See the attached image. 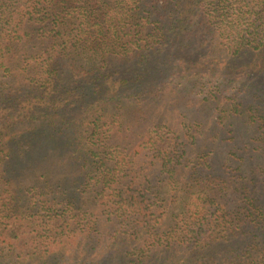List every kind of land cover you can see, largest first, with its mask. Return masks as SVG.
<instances>
[{"label": "trees", "instance_id": "trees-1", "mask_svg": "<svg viewBox=\"0 0 264 264\" xmlns=\"http://www.w3.org/2000/svg\"><path fill=\"white\" fill-rule=\"evenodd\" d=\"M2 264H264V0H0Z\"/></svg>", "mask_w": 264, "mask_h": 264}, {"label": "rangeland", "instance_id": "rangeland-1", "mask_svg": "<svg viewBox=\"0 0 264 264\" xmlns=\"http://www.w3.org/2000/svg\"><path fill=\"white\" fill-rule=\"evenodd\" d=\"M7 254H9L8 251L0 250V264L9 261L10 257Z\"/></svg>", "mask_w": 264, "mask_h": 264}]
</instances>
